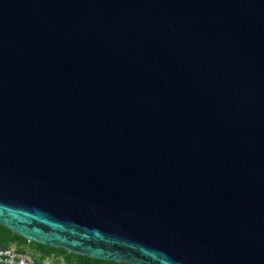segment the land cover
<instances>
[{"label": "water", "instance_id": "obj_1", "mask_svg": "<svg viewBox=\"0 0 264 264\" xmlns=\"http://www.w3.org/2000/svg\"><path fill=\"white\" fill-rule=\"evenodd\" d=\"M0 226L264 264V0H0Z\"/></svg>", "mask_w": 264, "mask_h": 264}, {"label": "trees", "instance_id": "obj_2", "mask_svg": "<svg viewBox=\"0 0 264 264\" xmlns=\"http://www.w3.org/2000/svg\"><path fill=\"white\" fill-rule=\"evenodd\" d=\"M18 242V243H33L35 245V247L40 251V253L38 255L33 254V256H35L37 258L38 261L40 262H46L44 261L45 258L49 257L51 254H58L60 252H62L64 255V262L65 264H71V258L73 256H76L79 261L77 262V264H119L116 262H111V261H104V260H97V259H92L89 257H85V256H80V255H76L74 253H70L67 252L66 250L62 249V248H53L50 246H46V245H42L30 240H27L26 238L10 231L9 229H7L6 227L0 226V249H6V248H10V243L11 242ZM17 251L20 252H28V251H24L22 249L19 248H15ZM47 264H56L54 263V261L51 262H46ZM122 264H128V263H122Z\"/></svg>", "mask_w": 264, "mask_h": 264}, {"label": "built area", "instance_id": "obj_3", "mask_svg": "<svg viewBox=\"0 0 264 264\" xmlns=\"http://www.w3.org/2000/svg\"><path fill=\"white\" fill-rule=\"evenodd\" d=\"M0 264H47L40 262L30 252H20L10 247L0 249Z\"/></svg>", "mask_w": 264, "mask_h": 264}, {"label": "rangeland", "instance_id": "obj_4", "mask_svg": "<svg viewBox=\"0 0 264 264\" xmlns=\"http://www.w3.org/2000/svg\"><path fill=\"white\" fill-rule=\"evenodd\" d=\"M10 246L13 248H19V249H22L24 251H28V252L33 253L35 255H38L40 253V251L35 247V245L33 243H18L16 241H14V242L10 243ZM64 255L65 254H63L62 252H60L58 254H51L49 257L45 258L44 261H46L48 263L51 261H54V263H56V264H65ZM78 261H79V259L76 256H73L71 258L70 263L71 264H77ZM119 264H122V263H119Z\"/></svg>", "mask_w": 264, "mask_h": 264}]
</instances>
